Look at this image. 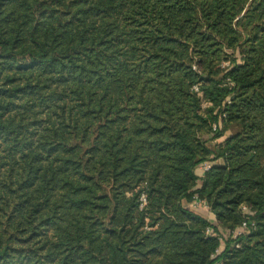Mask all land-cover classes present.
I'll use <instances>...</instances> for the list:
<instances>
[{
  "label": "trees",
  "instance_id": "1",
  "mask_svg": "<svg viewBox=\"0 0 264 264\" xmlns=\"http://www.w3.org/2000/svg\"><path fill=\"white\" fill-rule=\"evenodd\" d=\"M219 261L264 264V0H0V264Z\"/></svg>",
  "mask_w": 264,
  "mask_h": 264
},
{
  "label": "built area",
  "instance_id": "2",
  "mask_svg": "<svg viewBox=\"0 0 264 264\" xmlns=\"http://www.w3.org/2000/svg\"><path fill=\"white\" fill-rule=\"evenodd\" d=\"M195 90L198 91V90H199V87H198V86H195ZM214 128L216 129V128H217V125H215ZM211 166H212V165H211L210 162H205V163L201 164V165L198 167V169H200V170L204 173V172L210 170ZM146 204H147V197H146V194H142V195H141V198H140V209H143V208L146 206ZM195 205H197V206H199V207H203L204 210H205L206 212L212 213L210 207H209L207 204L203 203V202H202L200 199H198L197 197H196V200H195ZM242 209H243V210H246V207L244 206ZM253 225H254V224H250V223H249V218L246 217V219L243 221V223H242L237 229H235L234 231H231L230 236L232 237L233 240H237L239 237H241L242 235H244V234H246L248 231H250V228H251ZM250 226H251V227H250ZM220 239H221V245H222L221 247H223L224 244H225V238H224V237H221ZM236 246L239 247V243H236ZM218 252H219V249L217 250V253H218ZM215 255H216V254H215ZM215 255H213V256H215ZM218 264H224V262L219 261Z\"/></svg>",
  "mask_w": 264,
  "mask_h": 264
},
{
  "label": "crops",
  "instance_id": "3",
  "mask_svg": "<svg viewBox=\"0 0 264 264\" xmlns=\"http://www.w3.org/2000/svg\"><path fill=\"white\" fill-rule=\"evenodd\" d=\"M199 171L201 173H203L200 169H199ZM187 207L190 208L192 211L204 216L205 218H207L209 220H212V221L215 220L213 214H211L209 212H206L203 207H199V206H197L195 204H187Z\"/></svg>",
  "mask_w": 264,
  "mask_h": 264
},
{
  "label": "rangeland",
  "instance_id": "4",
  "mask_svg": "<svg viewBox=\"0 0 264 264\" xmlns=\"http://www.w3.org/2000/svg\"><path fill=\"white\" fill-rule=\"evenodd\" d=\"M231 131H234V129H232ZM231 131L227 132L226 134H229Z\"/></svg>",
  "mask_w": 264,
  "mask_h": 264
}]
</instances>
